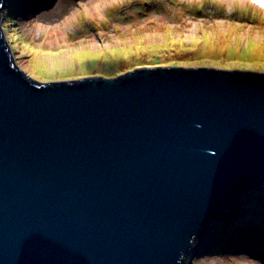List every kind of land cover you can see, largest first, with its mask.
Masks as SVG:
<instances>
[{
	"label": "water",
	"instance_id": "1",
	"mask_svg": "<svg viewBox=\"0 0 264 264\" xmlns=\"http://www.w3.org/2000/svg\"><path fill=\"white\" fill-rule=\"evenodd\" d=\"M0 264H189L264 184V71L38 82L1 26Z\"/></svg>",
	"mask_w": 264,
	"mask_h": 264
},
{
	"label": "rangeland",
	"instance_id": "2",
	"mask_svg": "<svg viewBox=\"0 0 264 264\" xmlns=\"http://www.w3.org/2000/svg\"><path fill=\"white\" fill-rule=\"evenodd\" d=\"M19 2L4 5L1 26L14 63L38 82L112 78L151 64L264 71V0ZM120 59L140 65L118 71ZM236 204L243 213L230 215L234 206L214 219L189 264H264V184Z\"/></svg>",
	"mask_w": 264,
	"mask_h": 264
},
{
	"label": "trees",
	"instance_id": "3",
	"mask_svg": "<svg viewBox=\"0 0 264 264\" xmlns=\"http://www.w3.org/2000/svg\"><path fill=\"white\" fill-rule=\"evenodd\" d=\"M5 1V4L6 3H8V0H4ZM15 1L17 2V3H19L20 4V0H14V3H15ZM14 3H12V5L13 6H15L16 4H14ZM14 8V7H13ZM118 8H116V7H113V8H109V12L111 13V12H114L115 10H117ZM10 11H12V7H11V10ZM11 14H13V12H11ZM181 58V57H180ZM119 63H120V65H116V70H118V71H120V70H122V68H121V65H124V67H126V69L125 70H127V67H129V69L130 68H132V67H135V66H137L136 64H138V63H132V61L131 62H126V61H124V60H122V59H120V60H117ZM136 61H138V62H140V60L139 59H136ZM141 63V62H140ZM138 65H140V64H138ZM149 66H168V65H149ZM237 233V232H236ZM239 233V232H238Z\"/></svg>",
	"mask_w": 264,
	"mask_h": 264
},
{
	"label": "bare ground",
	"instance_id": "4",
	"mask_svg": "<svg viewBox=\"0 0 264 264\" xmlns=\"http://www.w3.org/2000/svg\"><path fill=\"white\" fill-rule=\"evenodd\" d=\"M93 7L98 11V6L97 4H94ZM57 33V31H54V32H48L47 34V37H49V40L50 41H55V34ZM59 34V32H58ZM140 67V66H139ZM235 208L233 210H231L229 212L230 215H234V216H237V215H241L243 212H242V207L239 205V204H234ZM233 206V207H234ZM242 212V213H241ZM220 239V238H219ZM200 245V244H199ZM200 247V246H199Z\"/></svg>",
	"mask_w": 264,
	"mask_h": 264
}]
</instances>
